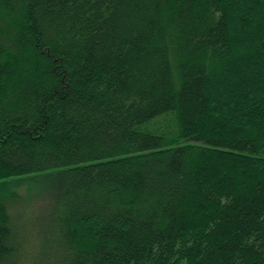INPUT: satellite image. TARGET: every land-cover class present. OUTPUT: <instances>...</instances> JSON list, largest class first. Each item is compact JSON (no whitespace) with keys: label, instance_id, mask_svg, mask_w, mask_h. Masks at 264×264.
Listing matches in <instances>:
<instances>
[{"label":"trees","instance_id":"obj_1","mask_svg":"<svg viewBox=\"0 0 264 264\" xmlns=\"http://www.w3.org/2000/svg\"><path fill=\"white\" fill-rule=\"evenodd\" d=\"M0 264H264V0H0Z\"/></svg>","mask_w":264,"mask_h":264}]
</instances>
